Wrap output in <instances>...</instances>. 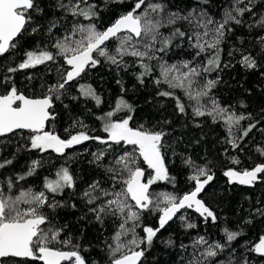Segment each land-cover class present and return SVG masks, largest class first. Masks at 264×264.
Returning <instances> with one entry per match:
<instances>
[{"label": "snow or ice", "instance_id": "6c2138e0", "mask_svg": "<svg viewBox=\"0 0 264 264\" xmlns=\"http://www.w3.org/2000/svg\"><path fill=\"white\" fill-rule=\"evenodd\" d=\"M42 5L43 0H0V57L15 55L16 41L29 28L33 33L41 31L39 24L32 26L35 17L44 16L46 7L52 6ZM210 6L211 0H194L193 5L186 9L171 10L166 0H134L131 10L120 14L107 27H100L96 23L100 17L98 5L88 0H55L54 7L63 15L48 22L46 34L52 37L50 47L46 45L25 51L19 63L7 66L0 73V145L10 144L11 137L18 136L27 143L18 146L17 152L24 147L41 153L52 150L60 156H65L66 150L86 141L105 145V148L91 153L89 163L102 170L112 186L105 188L102 186L104 182L93 180L80 192L79 199L84 201L97 222L103 224L107 217L119 221L112 237L114 243L107 246L110 264H143L142 258L148 247L169 222L174 218L187 221L182 210L194 209L205 222L210 219L215 223L217 214L203 199L198 198L214 180L213 162L206 160L198 164L191 157L183 159V163L191 169L188 179L193 182L192 190L182 196L164 194L162 199L153 200L149 193L151 185L175 179L170 176L165 163L166 150L170 147L167 137L171 133L163 128L148 130L143 125L130 126L134 108L123 97H119L109 111L96 117L105 136L91 135L88 126L80 120L73 124L80 130L70 132L67 139L45 129L56 118V102L63 103L73 83L78 84L79 95L72 96V100L85 98L87 102L91 99L96 106L102 103L91 84L79 83L89 69L101 63L100 58L115 66L118 72L130 67L126 58H134L132 65L141 69L136 74L139 83L143 84L144 78L151 76L154 68L159 69L154 83L157 86L165 84L168 90L158 91V96L174 98L176 109L181 114L191 107L194 117H207L213 124H222L226 131L223 142L234 150L242 151V142L261 121H254L252 113L238 114L232 106L222 105L213 95V89L222 82L220 73L234 66L230 61H223L221 45L237 26L247 29L249 48H234L228 56L234 57L239 53L237 63L245 70L264 69V0H228L220 5L219 19L209 12ZM69 17L72 18L70 22ZM81 17L88 22H80L78 18ZM60 27L64 28L63 33L54 35V30ZM164 29L167 32L162 31ZM111 41H116L113 50L108 48ZM185 47L192 52L190 59L173 63L164 59L173 49ZM49 64L52 67H48ZM39 65H44L49 72L54 71L56 79L52 83L41 84L45 89L42 96L30 97L17 86L14 75ZM212 73H217L216 78L208 79ZM260 74L264 77V71ZM27 79L31 81L34 77L29 75ZM117 83L122 82L118 80ZM177 89L183 92L188 105L176 95ZM121 91H124L123 87ZM241 105L246 107L243 102ZM121 112L125 114L123 118H114ZM242 121L249 123L243 127ZM164 123L171 124V121ZM195 126L201 125L196 123ZM122 144L133 146V151L124 150L123 154H115L113 145ZM227 151L225 149V153ZM256 151L264 156V147L257 146ZM137 152L153 173L146 182L145 169L137 165ZM14 155L0 161V169L10 166ZM173 155H176L174 151ZM109 156H112L111 160H108ZM229 159L233 165L241 163L236 156ZM43 166L42 159H33L27 171L17 173L14 178L9 176L0 180V264H27L29 260L41 264H88L79 244H73L71 238L60 239L63 227H48L54 217L45 212V209L54 212L60 207H76L75 203L68 205L66 201L55 199L56 194H62L67 189H72V195H75L78 177L71 171L68 162L56 169L54 177H44L43 190L21 187L16 191L18 182L35 175ZM223 175L229 183L253 186L258 180L264 181V163L251 169L229 167ZM117 185H120L119 189ZM129 198L134 204L129 202ZM144 211L157 212L159 218L157 227L142 228L145 235L141 237L136 229L141 226ZM257 217L264 218V207L252 209L245 223L252 224ZM184 227L193 229L197 225L186 222ZM222 232L223 242L209 241L205 236L198 235L190 245L181 243L179 247L184 251L192 248L190 258L181 257L182 264L185 261L186 264H250L247 255L238 257L233 246V242L243 235V229L235 231L225 226ZM129 235L130 239H122ZM57 243L61 247H56ZM164 243L172 247L175 242L169 238ZM65 247L71 250H64ZM246 251L264 259V235Z\"/></svg>", "mask_w": 264, "mask_h": 264}, {"label": "trees", "instance_id": "16d2710c", "mask_svg": "<svg viewBox=\"0 0 264 264\" xmlns=\"http://www.w3.org/2000/svg\"><path fill=\"white\" fill-rule=\"evenodd\" d=\"M89 3L98 5L100 13L99 20L96 21L98 26L107 27L122 13H125L133 7L134 0H88ZM171 10L186 9L193 5L194 0H166ZM228 0H211V6L208 8L217 19L221 15V7ZM55 0H43V5H52L46 7L45 15L35 17V24L41 26V31L33 33L31 28L25 32L17 43V51L13 56L5 55L0 57V73H3L7 66H15L23 58V53L27 50L36 48L50 47L52 37L46 34L48 22L56 17H61L62 12L54 7ZM42 5V6H43ZM71 17L68 18L69 22ZM80 22L87 23L82 17L78 18ZM64 31L63 27L54 30V35L58 36ZM167 32L166 29L162 30ZM243 40V44L241 43ZM250 37L245 27L237 26L234 33L228 34L225 43L221 45L223 48L222 59L224 62H231L234 66L226 68L220 73L222 82L213 89V95L222 105L232 106L237 113H252L254 121L260 120L261 123L254 129L248 137L242 142V151L231 148L230 145L224 143L226 131L222 124H213L210 118L194 117L192 108L187 107L186 113L181 114L176 109V101L171 97H161L157 95L158 91L168 90L167 85L161 84L157 86L154 80L159 76V69L154 68L151 76L144 78L141 84L136 79L141 69L132 65L134 58H126L130 64L127 70L117 71L115 66L105 62L104 58L101 63L93 69H89L86 74L79 79V83L91 84L95 88L97 94L101 97L102 103L96 106L94 100L80 98L72 100V96H78V84L73 83L68 94L63 98V103L57 101L55 104L56 118L49 122L47 131H53L67 139L69 133H75L80 129L73 127L74 121L80 120L88 126L91 135L105 136L101 130V122L96 119L97 116L109 111L114 107L117 99L123 97L133 105L134 112L130 121V126L139 127L141 125L148 130L163 128L171 133L167 137V143L170 147L166 150L165 163L168 166L171 177L174 181H158L150 186V194L152 199H162L164 194H174L182 196L193 188V182L188 179L191 169L183 163V159L191 157L198 164L212 161V170L215 177L205 190L202 199L217 214L218 220L212 223L209 219L207 222L198 216L192 209H187L183 214L187 217V221H181L176 218L165 229H162L153 244L148 247L145 256L142 258L143 264H182L181 257L190 258L189 254L192 248L187 251L180 249L181 243L191 244V241L198 235L205 236L209 241L219 240L223 242L222 228L227 226L231 230L239 231L243 229V235L233 242L236 248L237 256L247 255L250 264H264V259L254 252H247L246 249L252 247L259 241L261 235H264V218H254L252 224H246L252 209L256 207H264V181L258 180L253 186L240 185L239 183H229L228 178L223 175L225 169L233 167L236 170L251 169L256 164L264 163V156L257 151V146L264 147V77L261 71L245 70L237 61L240 59L239 53L234 57H229L228 52L234 48H249ZM116 41L108 43L109 50H113ZM192 52L185 49H173L164 57L169 63L181 59H190ZM203 59V57H201ZM155 64V61L152 62ZM48 67H52L51 64ZM34 77L31 81L27 77ZM217 73L210 74L208 79H215ZM17 86L30 97L42 96L45 89L41 87L42 83H52L56 79L54 71H47L44 65H39L33 69H26L17 72L14 75ZM122 83H117V81ZM123 87L124 91H121ZM176 95L181 97L182 101L188 105V100L183 92L179 89L175 90ZM246 105L243 107L241 105ZM64 105H68L67 108ZM124 113H118L116 119L124 117ZM164 121H171L166 124ZM199 123L201 126L196 127ZM249 121H242L241 125L246 127ZM66 129L68 131H66ZM94 130V131H91ZM27 135V133H25ZM182 139L177 140V138ZM11 143L0 145V161L13 158L10 166L0 169V180L6 177H15L17 173L27 171L28 165L33 159H42L44 166L37 170V173L28 177L25 181L17 183L16 191L19 188L32 187L35 191L43 190L44 177H54L55 171L61 164L68 162L71 171L78 177L75 195L73 190L67 189L62 194H56L57 201H66L68 205L76 204L75 208L70 206L57 208L54 212L45 209V212L54 217L52 224L48 227H63L64 230L60 234V239L71 238L73 244L81 246V254L88 261V264H110L108 253V245L113 244V235L118 228L119 221L112 217H107L104 223L97 222L94 216L88 212V208L84 201L79 199V194L93 180L104 182L105 188H111V181L108 180L106 174L95 168L89 161L92 159L91 153L97 152L105 148V145L97 141H86L80 145H76L66 150L65 156H60L52 150L41 153L37 150H27L21 147L17 152V147L25 145L26 140L20 139L18 136L11 137ZM227 149V153H225ZM115 154H123V151H133L130 145H113ZM173 151L176 155H173ZM137 165L145 169L146 181L153 174L148 169L139 153L136 154ZM236 156L240 159L239 165L230 163V157ZM71 158V159H69ZM112 156L108 157L111 160ZM107 162V161H106ZM120 185H117L119 189ZM257 201H260L257 204ZM129 202H131L129 198ZM159 213L152 211H144L141 218V226L136 229L137 233L143 237L145 233L142 231L144 226L153 228L158 226ZM193 223L196 228L186 229L184 224ZM131 236L122 238L130 239ZM171 238L175 243L172 247H167L164 241ZM56 247H61L58 243ZM146 245H141L145 247ZM64 250H71L65 247ZM27 264H41L39 261L29 260ZM65 264H70L66 262ZM186 264V261H185Z\"/></svg>", "mask_w": 264, "mask_h": 264}, {"label": "water", "instance_id": "95a60500", "mask_svg": "<svg viewBox=\"0 0 264 264\" xmlns=\"http://www.w3.org/2000/svg\"><path fill=\"white\" fill-rule=\"evenodd\" d=\"M47 129H48V125H47V127H46L45 130H47ZM142 159H143V158H142ZM144 164H145V163H144ZM145 166L147 167L146 164H145ZM144 182H146V176L144 177ZM207 187H208V186H206V189H207ZM206 189H205V190H206ZM149 193H150V187H149ZM203 194H204V193H202L198 198L202 199ZM131 202L134 204V201H131ZM192 210L194 211V209H192ZM184 211H185V210H182V213H183ZM194 212H195V211H194ZM195 213H196V212H195ZM196 214H197L198 216H200L198 213H196ZM178 215H179V214H178ZM200 217H201V216H200ZM175 219H176V218H174V220H175ZM174 220H173V221H174ZM173 221L169 222V224H171ZM167 226H168V225H167ZM167 226H166V227H167ZM258 242H259V241H258ZM258 242H257V243H258ZM257 255H258V254H257ZM258 256H259V255H258ZM65 263H66V262H62V264H65Z\"/></svg>", "mask_w": 264, "mask_h": 264}]
</instances>
